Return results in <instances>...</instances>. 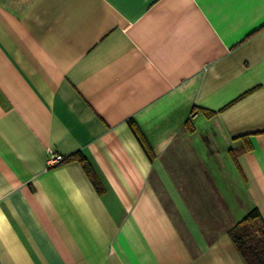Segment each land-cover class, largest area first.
Instances as JSON below:
<instances>
[{
	"label": "crops",
	"instance_id": "1",
	"mask_svg": "<svg viewBox=\"0 0 264 264\" xmlns=\"http://www.w3.org/2000/svg\"><path fill=\"white\" fill-rule=\"evenodd\" d=\"M254 207L264 0H0V264H244Z\"/></svg>",
	"mask_w": 264,
	"mask_h": 264
},
{
	"label": "trees",
	"instance_id": "2",
	"mask_svg": "<svg viewBox=\"0 0 264 264\" xmlns=\"http://www.w3.org/2000/svg\"><path fill=\"white\" fill-rule=\"evenodd\" d=\"M129 123L137 138L140 140L145 152L150 155L149 147L142 139L133 121ZM73 156L75 155L73 154ZM80 160L93 182H95L90 166L83 158ZM228 235L239 252L244 264H264V218H262L256 207L249 210L237 221L228 230Z\"/></svg>",
	"mask_w": 264,
	"mask_h": 264
},
{
	"label": "built area",
	"instance_id": "3",
	"mask_svg": "<svg viewBox=\"0 0 264 264\" xmlns=\"http://www.w3.org/2000/svg\"><path fill=\"white\" fill-rule=\"evenodd\" d=\"M63 157L62 155L55 153L52 149L48 150V155H47V164L48 166L55 165L62 161Z\"/></svg>",
	"mask_w": 264,
	"mask_h": 264
}]
</instances>
